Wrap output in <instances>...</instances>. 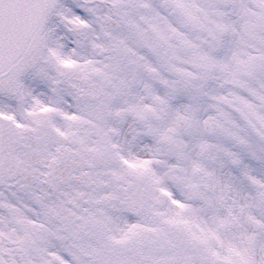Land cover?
I'll use <instances>...</instances> for the list:
<instances>
[{"label": "snow or ice", "instance_id": "1", "mask_svg": "<svg viewBox=\"0 0 264 264\" xmlns=\"http://www.w3.org/2000/svg\"><path fill=\"white\" fill-rule=\"evenodd\" d=\"M0 264H264V0H0Z\"/></svg>", "mask_w": 264, "mask_h": 264}]
</instances>
